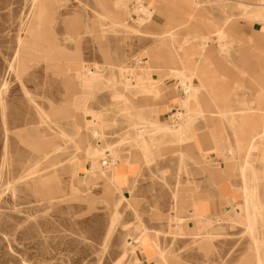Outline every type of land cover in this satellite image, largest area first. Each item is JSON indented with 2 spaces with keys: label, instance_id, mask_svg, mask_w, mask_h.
<instances>
[{
  "label": "rangeland",
  "instance_id": "rangeland-1",
  "mask_svg": "<svg viewBox=\"0 0 264 264\" xmlns=\"http://www.w3.org/2000/svg\"><path fill=\"white\" fill-rule=\"evenodd\" d=\"M33 2L0 0V264H158L167 255V264H264V205L257 202V198L264 201V181L260 190H252L254 195L249 199L255 220L252 229L246 213L242 222L228 219L217 223L218 214L211 216L215 223L208 229H222V236L207 239L213 240L209 252L201 249L202 237L174 235L177 230L188 233L195 225L189 204L184 205L182 219L173 221L174 194L205 192L218 199L223 170L219 156L207 164L206 173L197 157L187 156L189 142L180 145L172 137L157 141L162 133L134 115L131 105L140 106V97L132 104L120 98L143 67L139 62L149 55L152 35L145 30L148 21L139 27L132 20L138 17L140 4H128V29L107 22L98 25L94 0H37L35 6ZM255 2L240 6L246 10L242 17L247 22H251L247 16H263L264 5L260 4L264 1ZM202 4L219 7L220 0ZM49 5L55 13H48ZM73 17L78 19L74 29L68 22ZM235 18L230 14L228 20ZM231 48H224V53H230ZM80 58L93 71L95 64L104 68L101 83L84 88L67 81L72 70L79 68L74 59ZM64 62L72 65V72L60 75L57 71L61 66L56 64ZM121 64L129 71L119 69ZM100 74L87 70L84 75L100 81ZM114 78L118 83L111 80ZM182 86L191 91L194 88L185 80ZM252 96L246 94L245 99ZM255 97L263 105L264 94ZM73 98L99 113L98 124L85 127L83 111L73 107ZM148 100L149 116L156 118L157 106L151 96ZM68 109L70 116L55 115ZM167 112L162 119L177 123L173 117L177 111ZM40 135L60 149L52 157L41 153L40 141H31ZM81 138L90 145L87 157L80 147ZM147 141L154 146V156L137 163L140 172L135 184L125 186L123 194L112 190L106 181L111 179L109 174L140 144L148 146ZM181 152L185 163L180 161ZM231 155L223 160L235 166L223 173L239 190L242 158ZM256 178L252 174L251 185ZM147 227L158 232V238ZM130 238L134 244L127 248ZM152 239L162 254L148 255L143 249ZM124 253L127 257L122 259Z\"/></svg>",
  "mask_w": 264,
  "mask_h": 264
},
{
  "label": "crops",
  "instance_id": "crops-1",
  "mask_svg": "<svg viewBox=\"0 0 264 264\" xmlns=\"http://www.w3.org/2000/svg\"><path fill=\"white\" fill-rule=\"evenodd\" d=\"M132 1L140 4L137 7L138 17L132 18V20L139 27H143L148 21L145 30L152 35V38L151 40L148 39L150 47L147 51L149 55L143 59V67L137 71V78L131 82L136 85V88L130 89V92L125 90L127 98L122 94L120 98H126L125 100L130 101L128 103L132 104L136 95L137 99L140 97V100L137 101L140 106L131 105L133 109L136 108L134 115L136 120L139 121H151L158 124L168 123L162 117L170 113L167 112L168 110L177 111L173 113V117H176L179 124L184 125V121H188V124L185 122L183 126V140L178 143L182 145L189 142L191 151L189 150L187 156L192 159L197 157L196 161H200L205 165L206 173L207 164L219 156L223 171L235 166L232 162L228 163L229 165L226 164L224 158H229L231 154H237V157L242 158L239 169L240 179L236 186L239 190H236L230 184L229 177L225 176V172L222 171L220 172L218 199L212 198L211 194L205 192L201 194L189 192L181 195L177 191L174 194L176 214L172 215L173 221L182 219L180 215L184 212V205L189 204L190 217L195 224L190 232L184 233L177 230L179 232L174 233V235L187 234L202 237L201 249L209 252L212 248V241L222 236V229H208L210 223H215L211 216L218 214L217 223H223L228 219H232L234 222L245 221L244 213H246V217L248 216L245 189L260 190L261 183L264 181V102L261 105L255 97L256 94H264V19L247 16L251 20V22H247L243 18L245 17V10H241L240 6L244 7L246 2L256 3L255 0H220L219 7L203 5L202 3L206 0H94L98 9V11H95L98 25L102 27L107 22L112 26L131 29L126 24L125 17L126 13L130 12L128 4ZM51 9L52 7H50L48 13L55 11V9ZM106 14L109 17H106ZM230 14L236 17L235 20H228ZM104 18L107 20H104ZM68 22L74 29L78 19L73 17ZM133 29L137 31L136 28ZM47 40L48 37L45 34V43H47ZM226 46L232 47L230 53H224ZM29 50L34 54H39L31 48ZM43 59L47 61L45 58ZM74 61L79 63V68L72 70V78L67 79V81L80 83L84 88H91L102 82L103 67L95 64L93 71L90 69L89 64L81 58L74 59ZM59 65L61 68L57 72L60 75L72 72L69 69L72 65L65 62L64 64H56V66ZM122 67L129 71L128 67L122 64L119 69ZM87 70L93 73H101L98 77L100 81L85 79L84 74ZM183 79L192 81L194 87L192 91L186 92L188 89H184V86H182ZM113 80L118 83L115 78ZM112 81L109 83L110 86H113ZM160 81L161 83H159ZM191 81L189 82L191 83ZM173 85H176V87L174 88ZM164 86L166 88L172 86L173 89L166 91ZM115 87L116 85L112 88ZM132 90L138 91L133 92ZM127 94L131 95V99ZM246 94L253 96L245 99ZM148 96H151V101L155 102L157 106L158 114L156 118H150L151 116H149ZM72 100L76 102L73 107L83 111L85 127L86 124H98V112L88 108L85 103H77L78 99L76 98ZM71 114V109H68L65 113L58 112L55 115L60 118ZM162 137L158 135L156 140L160 141ZM167 138L170 139L171 137ZM42 140L47 139L42 138V135H40V139L36 138L31 141L33 143L40 141L41 143ZM172 140L177 141L173 137ZM81 142L80 147L85 149L84 153L87 155L90 145H88V141H84L82 138ZM147 144L149 146V156L145 157L144 151L140 153L132 152L129 156H125L120 160L121 162L114 169V173L109 174L111 179L106 181L110 182L112 190L115 192L121 190L123 194L122 189L125 186L135 184L140 172L137 163L152 160L154 156V146H152L151 141H147ZM251 148L252 151H249L248 149ZM40 150L45 156L47 155L41 144ZM230 150L232 151L230 152ZM247 158H250V161ZM180 161L185 163L183 152H181ZM248 166L253 168V172L250 173L251 169L247 170ZM244 169L247 170L245 173H243ZM252 174L254 178L257 177V182L254 181L251 185L249 179ZM101 175L106 174L102 172ZM247 179L248 181L245 183ZM257 202H262V205H264V201L260 198H257ZM228 208L230 209L224 212V209ZM113 224L114 220L111 225ZM148 230L152 232L151 229L148 228ZM262 232L264 234V231ZM152 233H157L158 238V232ZM208 238H213V240L208 241ZM133 244L134 239L130 238L126 241L127 248ZM157 244L152 239L143 249L148 255L160 254L161 250ZM162 252L164 253V250ZM126 257L127 253H124L122 259ZM259 259L257 258L258 261ZM163 260L164 262L158 264H167L168 255L163 256ZM260 261L259 263H261Z\"/></svg>",
  "mask_w": 264,
  "mask_h": 264
},
{
  "label": "bare ground",
  "instance_id": "bare-ground-1",
  "mask_svg": "<svg viewBox=\"0 0 264 264\" xmlns=\"http://www.w3.org/2000/svg\"><path fill=\"white\" fill-rule=\"evenodd\" d=\"M255 1H264V0H255ZM36 2H37V0H34V2H33V4H34V6H35V4H36ZM38 2H39V0H38ZM260 5H264V3L262 4V2H261V4ZM37 6V5H36ZM41 7V6H40ZM49 7H50V5H49ZM48 7V8H49ZM249 9V8H248ZM247 9V10H248ZM258 9V8H257ZM246 11V10H245ZM248 13V12H247ZM250 13V12H249ZM255 14H257V13H255ZM263 14V16H262V18L264 19V13H262ZM244 15H246V14H244ZM258 15V14H257ZM260 15V14H259ZM31 16V15H30ZM106 16H107V14H106ZM252 16V15H251ZM257 18H258V16H256ZM255 18V17H254ZM29 19V18H28ZM260 20V19H259ZM28 21V20H27ZM217 30V29H216ZM218 30H219V28H218ZM217 30V31H218ZM173 39V38H172ZM21 41V40H20ZM202 45V44H201ZM200 45V46H201ZM22 46V45H21ZM206 46V45H205ZM203 51V50H202ZM61 61V60H60ZM75 62V61H74ZM71 64V63H70ZM184 78V77H183ZM150 79V78H149ZM191 79V78H190ZM194 79V78H193ZM112 80V79H111ZM183 80H186V79H183ZM151 81V80H150ZM149 81V82H150ZM187 81V80H186ZM148 82V81H147ZM189 82V81H188ZM109 83H111V81H109ZM159 83H161V81L159 82ZM187 83V82H186ZM190 83V82H189ZM191 83H192V81H191ZM157 84V83H156ZM202 84V83H201ZM206 84V83H205ZM184 85H185V83H184ZM207 85V84H206ZM153 86V85H152ZM189 86V85H188ZM136 88V85L135 84H133V83H130V85L128 86V88H126V90H127V92L130 90V89H135ZM140 88V87H139ZM141 88H143V87H141ZM151 88V87H150ZM153 88V87H152ZM185 88V87H184ZM192 88V87H191ZM188 89V88H187ZM6 90H7V86H5L4 87V89L2 90V93H4V92H6ZM144 90V89H143ZM195 90V89H194ZM201 90V89H200ZM133 91V90H132ZM134 91H138V90H134ZM133 91V92H134ZM130 92V91H129ZM148 92V91H147ZM187 93L189 92V90H187L186 91ZM192 93V92H191ZM198 94V93H197ZM143 95H145L144 93H143ZM124 96V95H123ZM188 96V95H187ZM125 97H126V95H125ZM136 97H137V95H136ZM122 98V97H121ZM127 98V97H126ZM125 98V99H126ZM186 99H188V98H186ZM129 103H130V101H128ZM186 102V101H185ZM190 102V101H189ZM78 106H79V104H78ZM81 106V105H80ZM82 107V106H81ZM184 107V106H183ZM259 107V106H258ZM136 109V108H135ZM260 109V108H259ZM190 111V110H189ZM261 111V110H260ZM192 112V111H191ZM194 112V111H193ZM210 113V112H209ZM229 113V112H228ZM234 113H236V112H234ZM86 114V113H85ZM211 114V113H210ZM216 114V113H215ZM84 115V114H83ZM88 115V114H87ZM217 115V114H216ZM255 115H258V114H255ZM180 116V115H179ZM178 116V117H179ZM190 116V115H189ZM201 116V115H200ZM259 116H261V115H259ZM186 117V116H185ZM190 118V117H189ZM234 118V117H233ZM257 118V117H256ZM142 119V118H141ZM229 119V118H228ZM231 120V119H230ZM158 121V120H157ZM207 121V120H206ZM235 121V120H234ZM142 122H144V123H147V124H149L156 132H161L162 133V135H163V137L160 139L161 141H164L167 137H173V138H176L177 139V141L178 142H181L182 140H183V137H182V135H183V133H184V128H183V126L185 125V122L186 121H184V125H182L181 123L179 124L178 122L177 123H175V124H167V123H160V124H158V123H153V122H146V121H142ZM188 122V121H187ZM186 122V124H188ZM191 122H193V121H191ZM255 123V122H254ZM92 124V123H91ZM87 125V124H86ZM261 126V125H260ZM92 127V126H91ZM96 127V126H95ZM94 127V128H95ZM93 128V127H92ZM237 128V127H236ZM238 129V128H237ZM88 130V129H87ZM90 130V129H89ZM92 130V129H91ZM254 130V129H253ZM186 131V130H185ZM238 131V130H237ZM236 131V132H237ZM186 135H189V134H186ZM235 135H236V133H235ZM260 135V134H259ZM250 137V136H249ZM240 138H241V136H240ZM38 139H40V137L38 138ZM160 141V142H161ZM36 142H38V141H36ZM240 142H242V141H240ZM239 142V143H240ZM54 143L55 142H51V140H42L41 141V145H42V147H43V150L45 151V153L47 154L46 156L47 157H52L53 155H54V153L57 151V150H60L59 148H55V146L53 147V145H54ZM245 143V142H244ZM262 143V142H261ZM141 146L139 147L138 146V148L139 149H137L136 151H134L135 153H140L141 151H144V155H145V157L146 156H148L149 155V148H148V146H146V144H145V142H143L142 144H140ZM250 145V144H249ZM253 145V144H252ZM36 146V145H35ZM238 146V145H237ZM251 146V145H250ZM249 146V147H250ZM52 147H53V149H52ZM84 147V146H83ZM230 147V146H229ZM244 147V146H243ZM252 147V146H251ZM228 148V147H227ZM245 148H247V147H245ZM83 149V148H82ZM193 149H194V147H193ZM236 149V148H235ZM85 150V149H84ZM243 150V149H242ZM249 150V149H248ZM38 151H40V150H38ZM232 150H230V152H231ZM235 151V150H234ZM246 151V150H245ZM85 152V151H84ZM108 152V151H107ZM249 152V151H248ZM42 153V152H41ZM243 153V152H242ZM97 154V153H96ZM45 155V154H44ZM84 155H85V153H84ZM95 155V154H94ZM86 156V155H85ZM184 156V155H183ZM46 157V158H47ZM87 157V156H86ZM250 157V156H249ZM184 159V158H183ZM248 163V162H247ZM96 165V164H95ZM246 165V164H245ZM245 171H247L246 169H244L243 170V173H245ZM32 174V173H31ZM105 174V173H104ZM25 177H27V176H25ZM109 179V178H108ZM247 181H248V179L247 180H245V183H247ZM246 190V192H245V198H246V203H247V207H246V210H247V214H248V216H249V229H252L253 228V226H254V224H255V220H254V218H253V216H252V213L249 211V199L251 198V197H253V195H254V193H252V190L251 189H248V188H246L245 189ZM133 240V239H132ZM151 244V243H150ZM158 245V244H157ZM155 247V246H154ZM157 249H159V248H157ZM154 250H156V249H154ZM153 252H155V251H153ZM159 252V251H158ZM154 254V253H153ZM157 254V253H156ZM161 254V253H160ZM259 261H260V259H259ZM261 262V261H260Z\"/></svg>",
  "mask_w": 264,
  "mask_h": 264
},
{
  "label": "built area",
  "instance_id": "built-area-1",
  "mask_svg": "<svg viewBox=\"0 0 264 264\" xmlns=\"http://www.w3.org/2000/svg\"><path fill=\"white\" fill-rule=\"evenodd\" d=\"M141 64H143V62H141Z\"/></svg>",
  "mask_w": 264,
  "mask_h": 264
}]
</instances>
